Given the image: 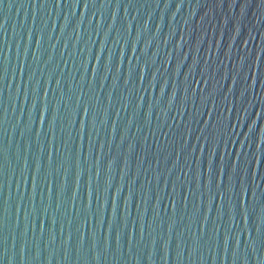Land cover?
<instances>
[{"label":"water","instance_id":"95a60500","mask_svg":"<svg viewBox=\"0 0 264 264\" xmlns=\"http://www.w3.org/2000/svg\"><path fill=\"white\" fill-rule=\"evenodd\" d=\"M0 264H264V0H0Z\"/></svg>","mask_w":264,"mask_h":264}]
</instances>
